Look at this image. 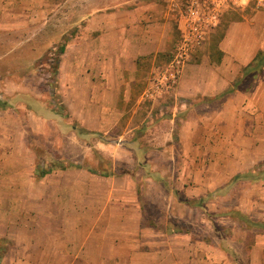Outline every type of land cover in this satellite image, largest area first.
<instances>
[{"label": "crops", "instance_id": "crops-1", "mask_svg": "<svg viewBox=\"0 0 264 264\" xmlns=\"http://www.w3.org/2000/svg\"><path fill=\"white\" fill-rule=\"evenodd\" d=\"M143 3L0 0V20L19 29L38 24L41 31L51 27L64 36L74 32L65 41L56 86L64 94L60 102L67 103V111L88 131L104 132L110 123L118 125L123 96L133 89L137 112L147 102L145 97L154 104L162 97L166 109L174 112L170 121L179 129L186 163L178 186L186 196L178 198L170 192L168 216L186 222L174 211L196 208L211 218L232 222L238 232L232 231V225L222 231L214 224L212 234L201 233L188 220L183 231L174 230L176 224L168 221L165 229H158L149 217L151 201L144 197L145 185L136 183L132 173L112 177L92 173L84 165L85 155L81 164L56 149L57 156L49 154L50 158L59 163L69 158L72 165L39 179L34 165L38 157L22 135L20 150L0 153V238L14 237L16 224L20 226L19 240L3 264H264V232L250 233L229 218L239 212L264 223V180L242 182L243 199L239 204L229 202L240 185L234 178L255 173L264 160V70L257 77L242 72L264 51V21L257 16L231 23L218 41L216 59L212 55L210 61L198 64L184 61L177 86L166 83L160 88L154 81L148 89L146 81L168 42L166 27L157 22L156 3ZM256 24L259 36L250 27ZM148 66L152 71L145 69ZM34 91L25 92L26 103L34 104L33 113L58 122L61 117L55 111H38L46 103L43 94ZM125 142L134 145L132 140ZM118 143L123 149L122 140ZM130 153L136 155V150ZM113 157L114 162L121 161L116 152ZM152 170L150 175L158 174L156 168ZM189 178L192 186H184ZM217 197L224 201L222 206L212 209L216 204L211 203L207 208ZM201 200L205 201L201 204Z\"/></svg>", "mask_w": 264, "mask_h": 264}, {"label": "rangeland", "instance_id": "rangeland-1", "mask_svg": "<svg viewBox=\"0 0 264 264\" xmlns=\"http://www.w3.org/2000/svg\"><path fill=\"white\" fill-rule=\"evenodd\" d=\"M236 1L143 0V4L146 5L156 3L157 22L158 25L160 23L166 27L168 42L167 51L162 53L164 56L158 58L155 63L156 70H153L152 78H148L146 81L147 88L153 86L154 81L158 87L166 88V81L163 80V77L167 73V69L176 62V59L185 61L186 64L210 61L212 55L216 59L218 40L222 41L226 36L231 23L255 19L257 16L258 19L262 18L264 21V8H259L255 1L244 6L239 5L241 4L239 0L237 3ZM195 23L197 25L203 23L204 29L200 31L203 39L199 38L202 43L196 46H185L187 39H193L191 32H195V30L190 27ZM37 26L38 24H31L29 27L23 25V28L19 29L6 26L0 20V100L11 102L7 108L0 109L1 155L3 151L7 153L20 150V147L24 145V142L20 143L22 141L20 136L25 135L32 151L38 157L34 165L36 176L39 179L41 171L54 168L55 165L70 167L72 165L70 159L73 157L83 164L82 158L85 155L84 165L90 168L92 173L102 174L103 177H112L115 173H132L136 177V183L140 181L145 185L144 197L151 201L147 205L149 217L152 224L160 230L165 229L169 222L184 227L187 226L188 221L193 222L191 225L193 230L201 233L212 234V225L214 224L222 231L226 227L228 229V226L232 225L233 227L232 222L223 221L222 218H211L196 208L190 210L181 208L174 211V213L177 212L185 216L186 222L181 217L170 218L168 216L171 193L178 198L186 196L185 191L182 192L178 188L184 176L182 168L186 166V163L181 157L182 145L179 142V129L170 121L174 112L166 109L165 103L162 101L163 98L161 97L159 104H154L150 100L151 98L145 97L147 102L137 112L136 93L133 89L132 93L123 96L122 119L118 125L114 126L110 123L104 132L88 131L82 125V121L74 119L70 112H66L67 103L60 102L62 97L64 99V94L62 90L59 92L57 90V76L52 68L58 59L60 45L67 40L68 35H73L74 32L64 36V32L58 34L55 28L48 27L41 31L36 29ZM259 26L257 24L250 26L253 27L254 35L259 36L257 29ZM55 42L58 44L51 46ZM185 52L188 54L187 57L184 55ZM181 56L183 57L181 58ZM151 68L148 66L145 69L150 70ZM171 84L169 82V85ZM245 85L246 83L242 87ZM35 88L37 91L34 93L38 92L36 95L43 94V102L46 103L38 111L41 113V110H54L61 117L58 122L49 121L38 112L36 115L32 111L34 104L26 103L25 92ZM60 95L62 96L60 97ZM88 116L90 115L88 114ZM137 126L140 127L136 131L130 132L129 129ZM74 136H77L78 140H75ZM120 140H122V145L124 144L123 149H120L118 143ZM126 140H132L134 145L127 144L126 146ZM102 148L109 149L102 151ZM56 149L63 150L70 159L59 163L60 160L56 161L50 158L49 154L57 156ZM130 149L136 150V155H132ZM139 149L142 150V153L137 151ZM115 152L121 161L118 159L117 162H114ZM9 161L6 159V162ZM27 162L28 166L30 164L32 166V161L27 159ZM189 166L193 170L194 164L190 163ZM258 166L264 168V160L259 162ZM153 168H156L158 172L155 176L150 175V171L151 174L153 173ZM103 172H107V174H103ZM188 180L190 181L183 180L184 186H192L193 181L190 178ZM153 182H156L157 185L152 184ZM238 182L240 185H238L237 191L233 192V198L231 196V201H229L231 205L239 204L244 197L245 187L242 183L244 180L240 179ZM177 188L179 192L176 190ZM228 198L230 196H227ZM210 199L212 198L210 197ZM218 199L217 197L214 201L206 204V207L208 205L211 208V205L215 203L216 206L212 205V209L217 210L224 202L222 200L218 202ZM167 221L168 223H166ZM16 225L14 237L8 238L14 245L19 240L18 227L20 226ZM0 226L2 227L1 224ZM232 231L238 232L235 227ZM233 234L235 233L233 232ZM15 235L17 236L15 237Z\"/></svg>", "mask_w": 264, "mask_h": 264}, {"label": "trees", "instance_id": "trees-1", "mask_svg": "<svg viewBox=\"0 0 264 264\" xmlns=\"http://www.w3.org/2000/svg\"><path fill=\"white\" fill-rule=\"evenodd\" d=\"M65 50H66V44L64 42L60 45L58 59L55 61V64H53V67H52L54 69V73L56 76L58 74V69H59L60 64H61V57L65 53ZM161 56H164V55H161ZM161 56H159L158 58H160ZM263 70H264V51H259L258 54L256 55L255 59L253 60V62L251 64H249L247 67L243 68L242 72L245 75H248L250 73H255L254 77H257V75L262 73ZM10 104L11 103H9V102H6V101L2 102L0 100V109L1 108H7ZM61 109H59V110H61ZM66 112H67V109H66ZM56 114H58V113H56ZM66 115H68V114H66ZM58 167L59 166L55 165L54 168L51 167L49 170L41 171V177L53 172ZM59 168L65 170L67 167L62 166ZM38 173H39V171H38ZM103 174H107V172H103ZM240 179H243L244 181H250L251 183L264 180V168H260L258 171L256 170L255 173H249L247 175H238L234 178L233 181L236 182ZM204 201L205 200H201L200 203L202 204ZM229 215H230L229 218L233 219L241 228H243L246 231H249L250 233H252V232H254V233L264 232V223L263 222L254 221V220L250 219L249 217H247V216H245L239 212H232ZM182 228H183L182 226L181 227L177 226V228L175 227L174 230H176L178 232L183 231ZM221 237L223 238V240L226 239L223 236H221ZM13 246H14V243L11 242V240H9L8 238H0V264H3L5 256L8 254V252L11 250V248ZM234 258L236 259L237 262L239 261V255H237V253L234 254Z\"/></svg>", "mask_w": 264, "mask_h": 264}, {"label": "built area", "instance_id": "built-area-1", "mask_svg": "<svg viewBox=\"0 0 264 264\" xmlns=\"http://www.w3.org/2000/svg\"><path fill=\"white\" fill-rule=\"evenodd\" d=\"M239 1L241 2V4H239L241 6L249 5V4H251L252 1H255L256 5L259 8H264V0H242V1L239 0ZM239 1L237 0L236 3L239 2ZM190 29L195 30V32H191L193 39H189V40L187 39V41L185 40L186 41L185 42V46H190V45H193V46L195 45L196 46V45L201 44L202 40H199V38L203 39L202 34L200 32V31H202L204 29L203 23L202 24L199 23L198 25L195 23L194 25H192L190 27ZM194 36H195V38H194ZM184 55L186 57L188 56V54L186 52L184 53ZM182 57L183 56H181V58ZM181 63H182V60L176 59V62L170 68L167 69V73H166L167 76L165 78V81H166L167 84H169V82H171L172 83L170 85L171 87L174 84H176L177 76H178V72H179V67H180V65H182Z\"/></svg>", "mask_w": 264, "mask_h": 264}]
</instances>
